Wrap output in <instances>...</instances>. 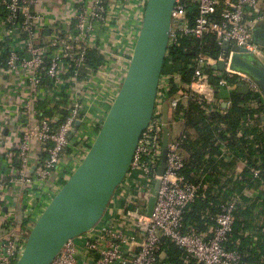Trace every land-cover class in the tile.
I'll list each match as a JSON object with an SVG mask.
<instances>
[{
  "label": "built area",
  "instance_id": "2783aa9c",
  "mask_svg": "<svg viewBox=\"0 0 264 264\" xmlns=\"http://www.w3.org/2000/svg\"><path fill=\"white\" fill-rule=\"evenodd\" d=\"M146 1L0 0V79L11 77L17 82L16 87H9L13 95L7 97L0 85V111L8 116L9 141L17 154L15 165L8 157L9 149L7 155H0V181L1 176L7 177L0 184V218L6 227L0 237V264L16 263L29 231L57 192V185L65 182L92 145L132 56L134 47L127 56L122 45L127 31L124 26L131 28L136 11L140 15L138 35ZM261 24L263 0H175L168 48L182 38L201 39L212 34L221 48L227 41L259 59L264 53L253 40V30ZM90 50L97 51L103 60L84 73ZM232 56L231 50L226 54L222 50L217 58L199 54L193 61L189 85L177 74L161 76L159 88L166 92L172 80L177 93L170 99L157 93L152 119L101 221L88 233L69 240L51 264H161L162 238L183 252L182 264H241V254L225 247L240 196L224 202L216 225L202 234L183 227L185 210L197 197L201 184L189 183L181 175L183 157L177 138L169 135L166 169L163 176L157 174L164 128L170 130L176 122L183 123L182 114L176 111L186 104L187 91L209 105L220 104L216 95L234 91L238 85L261 96L255 82L232 68ZM218 63H223V70L218 69ZM165 104L168 124L164 122ZM224 104L223 115L231 105L229 98ZM71 147L74 151L67 155ZM63 156H68L67 164L59 172ZM251 172L254 178L260 173L256 169ZM157 180L156 202L152 215L147 216ZM9 187L20 192L22 205L11 199ZM30 192L32 199L27 197ZM37 195L42 210L32 206ZM19 213L23 215V229L16 223Z\"/></svg>",
  "mask_w": 264,
  "mask_h": 264
},
{
  "label": "water",
  "instance_id": "95a60500",
  "mask_svg": "<svg viewBox=\"0 0 264 264\" xmlns=\"http://www.w3.org/2000/svg\"><path fill=\"white\" fill-rule=\"evenodd\" d=\"M174 4L175 0L146 1L141 27L118 94L85 157L29 231L15 264H51L69 240L88 233L101 221L129 171L141 134L152 119L168 50ZM253 40L264 48V24L253 30ZM222 50L225 54L228 50L233 52L232 68L259 86L264 101V64L227 41ZM217 67L223 70L224 65L218 63ZM237 93L248 95L249 91L246 86L238 85ZM163 115L168 124L167 104L163 106ZM169 135L170 130L165 127L159 177L166 169ZM6 181L7 177H3L0 184ZM159 184L157 180L154 194L149 197L147 216L152 215Z\"/></svg>",
  "mask_w": 264,
  "mask_h": 264
},
{
  "label": "trees",
  "instance_id": "16d2710c",
  "mask_svg": "<svg viewBox=\"0 0 264 264\" xmlns=\"http://www.w3.org/2000/svg\"><path fill=\"white\" fill-rule=\"evenodd\" d=\"M221 51L212 34L201 39L182 38L177 45L168 48L161 76L177 74L183 84L189 85L196 57L201 54L217 58ZM102 60L97 51H88L84 73L95 69ZM211 70L209 68L208 72ZM170 85L166 92L162 88L158 91L164 93L166 99L174 97L178 91L172 80ZM187 92L186 104L176 111V114H182L183 121V133L177 138L183 157L180 173L189 183L201 184V188L185 210L183 227L207 234L216 225L215 218L221 205L239 194L233 231L225 247L241 254V264H264V198H249L241 194L245 189L261 186L264 196V101L258 94L242 95L236 89L225 98V101L229 98L231 105L223 115L221 103L211 107L198 95ZM248 122L254 124L248 125ZM221 147L227 148L229 153L245 163L237 181L226 178L223 183L221 167L229 165L231 168L233 162L226 164L217 159ZM73 151L71 147L66 154ZM254 169L260 171L256 178L251 172ZM24 225L20 228L23 229ZM254 232L258 240L253 239ZM161 250V264H182L183 252L165 238L161 239Z\"/></svg>",
  "mask_w": 264,
  "mask_h": 264
},
{
  "label": "crops",
  "instance_id": "0c3cea01",
  "mask_svg": "<svg viewBox=\"0 0 264 264\" xmlns=\"http://www.w3.org/2000/svg\"><path fill=\"white\" fill-rule=\"evenodd\" d=\"M139 17L140 15L137 14V12H134V17L133 19H131L130 21H132V25L131 28H129V25L127 26V24H125L124 26V32L126 31V37L122 42L123 48L125 50V53L127 54V56L129 54H131V50L134 47V43L136 40V36H137V32L139 29ZM104 38V37H103ZM263 50L264 53V48H261ZM110 51L109 47H107V51ZM264 57V56H263ZM259 60V59H257ZM116 67H113V69H116ZM108 70V69H107ZM232 93V91H222L220 94L216 95V99L217 101H219V103L222 104V108L225 107V98L227 96H229ZM216 105H218V103H215ZM210 105L211 107H216V105ZM7 115L2 114V112L0 111V155H7L8 153H6L5 151H7V149L10 150L8 157H10V160L13 161V164L17 163V154H16V147L13 144H10L11 142L9 141V136H8V130H7V126L8 124H6V120H7ZM178 126L180 127L177 130V134L174 136L173 132L175 130V127ZM183 133V123L182 122H178L177 124L172 125L171 129H170V138L171 139H176L178 138L181 134ZM218 160H221L223 163L229 164L228 162L232 161V167L230 168L229 165L228 166H223L221 167V173H222V179H223V183L226 180V178L232 179L233 181H237L242 173V171L245 169V163L243 161H241V159H237L233 154L229 153V151L227 150V148L225 147H221L218 155L216 156ZM66 156H63L61 162H60V168H59V172H63L65 169V166L67 164V160L65 159ZM14 164V165H15ZM8 193L9 196H13L11 199L15 200L16 202H18L19 205H22V202L24 201L23 198L20 195V192H18L15 188L11 189L9 187L8 189ZM17 193V194H14ZM242 195H245L249 198H259V199H263V188L260 186L258 189L252 188L250 190H243ZM240 194V195H241ZM239 195V194H237ZM49 198V197H48ZM47 198V199H48ZM10 199V200H11ZM231 199V198H230ZM40 200V199H39ZM39 200H36L34 198L33 201V205L34 209H39L42 210V204H40L41 202ZM49 200V199H48ZM4 207V206H3ZM4 212H6V208L5 210H3ZM23 215L21 213H19L18 217H17V225H19V227L21 225H23ZM25 221V220H24ZM25 227V225H24ZM264 230V228H263ZM210 231V230H209ZM264 232V231H263ZM6 233V227L2 225V221L0 218V237L3 236ZM253 239L254 240H258L257 236H256V232L253 233ZM262 261L264 262V257L262 258Z\"/></svg>",
  "mask_w": 264,
  "mask_h": 264
},
{
  "label": "rangeland",
  "instance_id": "374dc122",
  "mask_svg": "<svg viewBox=\"0 0 264 264\" xmlns=\"http://www.w3.org/2000/svg\"><path fill=\"white\" fill-rule=\"evenodd\" d=\"M52 8H56V5L55 4H51L50 5ZM259 61L260 62H262L263 64H264V57H260L259 58ZM16 81H13V80H11V77H10V80L8 79V80H6V81H4L3 79H0V85H1V91L3 92V94H5V96L7 97V96H12L13 94L11 93V91L9 90V87H16ZM16 101L17 102H21V99H19V98H16ZM178 122H176L175 124H177ZM180 127H178V126H176L175 127V130H174V132H173V134H174V136L177 134V130L179 129ZM12 133L14 134V135H16V133L14 132V131H12ZM94 137H96V134H95V136ZM66 160L68 159V156H66V158H65ZM61 165V164H60ZM71 175V174H70ZM70 175H66V180L70 177ZM3 179V176H1V180ZM65 180V181H66ZM60 188H61V185H57V187H56V189H57V192L60 190ZM56 192V193H57ZM0 193H1V191H0ZM56 193L54 194V196L56 195ZM38 194V193H37ZM28 196V198H30V199H32V196H33V194L30 192V193H28L27 194ZM54 196H52L51 198H50V200L54 197ZM36 200H38L39 199V197H38V195H37V197L35 198ZM49 200V201H50ZM3 202H5V200H3ZM32 202V201H31ZM45 209V208H44ZM43 209V210H44ZM3 210H5V207H3ZM43 210H42V212H43Z\"/></svg>",
  "mask_w": 264,
  "mask_h": 264
}]
</instances>
